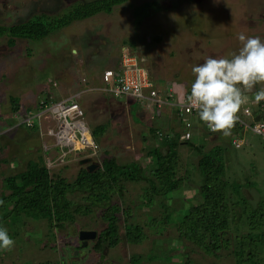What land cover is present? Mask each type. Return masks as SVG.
<instances>
[{
	"label": "rangeland",
	"instance_id": "rangeland-1",
	"mask_svg": "<svg viewBox=\"0 0 264 264\" xmlns=\"http://www.w3.org/2000/svg\"><path fill=\"white\" fill-rule=\"evenodd\" d=\"M76 1L87 0H0V25L20 22L40 12L62 13L66 6ZM144 1L150 0H129L115 5L109 13L99 12L74 21L39 41L16 39L13 46H8L6 36H1L0 128L8 127L14 121V110L7 101L8 97L6 98V91L10 89L9 79L14 86L13 94L15 97L21 95V100L29 97L35 105L40 88L47 90L46 95L51 99H57L67 92L60 90L65 88L66 82L68 88H76L77 92L91 87L93 81H99L102 70L114 65L117 58L119 61L121 47L127 45L125 48L135 54L137 59L140 57L142 65L151 68L153 78L157 79L161 75L171 81H191L195 79L192 67L199 65L205 58L218 54L221 45L224 47L222 43H228L226 40L229 35L254 32L259 28L264 31V0H156L158 6L154 13L139 19L138 23L132 12ZM194 23L196 28H191ZM202 35L211 41L208 44L203 41L204 45L201 46L196 40ZM132 41L135 44L132 45ZM216 42L220 44L217 49ZM227 55V49L222 48L221 54L216 58ZM51 82L55 86L52 87ZM28 86H32L31 90ZM255 93V88L245 92L247 103L242 106H250ZM40 96H44V93ZM16 100L18 103L21 101ZM77 101L90 128L98 124L104 125L102 131L95 130L98 141L95 143V153L91 154V162L96 160L98 163L103 157L112 156L118 163L138 162L144 167L149 166V158L145 152L154 145L152 138L144 133L145 128L140 124L141 119L146 123L147 117L149 120L154 119L144 113L140 119V114L137 113L140 105L135 100L122 98L123 103L114 102L99 91L88 90ZM143 135L145 139L142 138ZM19 137L16 133L2 136L3 145L10 147L9 158L6 155L2 160L16 162L15 168L9 166L7 170L15 171L18 163L25 159L29 162L36 161L33 149L35 141L28 143V139L24 141ZM239 139H242L243 144L235 148L230 143V138H217L224 165L222 178L228 183V190L233 193L234 199L244 195L249 208H256L259 203L264 206V202H259L264 200L263 145L256 135L248 131L243 132ZM190 140L196 145L199 137L193 133ZM206 143L207 147L211 144L208 141ZM177 151L178 155L180 153L177 171L181 175L186 174L177 189L155 196L154 201H151L144 194L146 183L128 182L125 183V191L121 196L111 197L112 201L120 203L121 208L128 207L126 222L147 225L143 226L145 237L140 243L126 242L123 229H120L121 240L116 245L109 247L104 244L99 255L94 253L93 240L104 225L101 210L105 204L100 203L92 205L86 212L88 214L81 215L80 211L72 223L52 230L48 229L45 219L22 218L23 222L21 219H8L7 224L2 227L7 229L15 244L11 251L0 250V264H40L45 261L52 264H236L229 248L220 250V256L211 257L198 248L191 249L192 245L177 238L175 222L188 205L199 201L197 186L201 181L195 163L197 151L185 144L179 145ZM78 160H70L53 173L66 180L73 179L77 170L86 166L79 164ZM1 171L0 175L7 174ZM1 186L0 183V190ZM143 196L148 199L143 201ZM69 197L75 204L84 202L78 196ZM161 207L164 212L160 210ZM249 214L246 211L245 215L244 211L230 223L233 227L241 223L244 226ZM122 224L119 223L120 226ZM261 226L262 224L252 233L264 232V227ZM89 228L95 230V237L82 246L77 238L78 231ZM245 248L255 257L250 256L251 260L246 259L244 264H252V261L264 264L263 238L250 241Z\"/></svg>",
	"mask_w": 264,
	"mask_h": 264
},
{
	"label": "trees",
	"instance_id": "trees-1",
	"mask_svg": "<svg viewBox=\"0 0 264 264\" xmlns=\"http://www.w3.org/2000/svg\"><path fill=\"white\" fill-rule=\"evenodd\" d=\"M127 1L129 0L76 1L66 6L62 13L40 12L20 22L0 25V37L6 36L8 46H13L16 39L39 41L74 21L94 16L99 12L109 13L113 6ZM157 6L156 0H150L135 7L132 12L135 21L139 23V19L151 16ZM130 43L134 44L133 41ZM11 102L12 109L16 111L17 100L12 99ZM235 127L240 128L236 124ZM103 128V124L90 128L95 143L98 141L95 130L102 131ZM147 133L154 145L145 152L149 158V166H145L147 169L138 162L118 163L112 156H105L98 161L97 168L89 172L85 166L80 167L73 179L66 180L58 174H50L42 165L40 155L39 161L27 162L22 170L2 177L0 227L7 224L10 218H16L19 221L22 218H29L45 219L49 230L61 228L66 223H72L80 211L81 215H86L92 205L104 203L105 207L101 210L104 225L98 230L93 240L94 253L99 255L104 244L109 247L116 245L121 240L120 229H123L126 242L140 243L145 237L143 226L147 225L126 222V217L129 215L128 207L121 208L120 203L112 201L111 197L121 196L125 191V183L128 182L146 183L144 194L149 196L151 201L155 196L177 189L186 177L185 173L181 175L177 171L179 158L177 147L185 144L195 149L198 154L195 163L201 176L200 184L197 186L200 199L188 205L175 222L174 231L177 238L180 241L185 240L187 245H192L191 249L198 248L207 256H220L218 254L220 250L229 248L230 255L236 264H244L248 258L251 260L250 256L254 254L246 251L245 245L250 241L264 239V232L252 233L259 228V225L262 224L261 227H264V206L259 203L256 208H249L244 195L238 199L233 198V193L228 190V183L222 178L224 165L221 147L213 145L204 150V145H195L190 140L191 137L180 138L182 129L162 134L158 129L154 131L150 127ZM241 134L240 136H243V133ZM142 138L145 139V135ZM230 143L234 146L232 139ZM242 144L234 147L238 148ZM69 195L78 196L84 202L75 204ZM144 199L148 197L143 196V201ZM259 202L263 203L264 200L261 199ZM239 204L242 206L240 207ZM244 211L245 215L246 211L247 214L250 213L246 216L244 226L241 223L233 227L230 221L237 218V215H242ZM120 222L123 223L122 226L119 225ZM40 264L52 263L45 261ZM252 264L258 263L252 261Z\"/></svg>",
	"mask_w": 264,
	"mask_h": 264
},
{
	"label": "built area",
	"instance_id": "built-area-1",
	"mask_svg": "<svg viewBox=\"0 0 264 264\" xmlns=\"http://www.w3.org/2000/svg\"><path fill=\"white\" fill-rule=\"evenodd\" d=\"M124 45L115 68L102 70L101 84L91 90H97L107 95L111 100L131 98L140 106L148 110L149 117L162 120L164 108H170L182 125V139L191 136L193 122H197L198 114L189 109L184 103L185 92L177 100V94L172 87L158 89L150 79L149 72L144 68L135 54L130 53ZM51 86H55L51 82ZM89 89H82L71 95L51 99L42 91L35 106L31 109H21L16 112L17 124L25 128L35 129L43 137L41 142L42 165L48 172H53L65 166L70 160L91 157L95 153L96 145L91 130L85 119L84 112L77 99ZM44 93V96H40ZM258 110L264 111V104H258ZM236 125L242 132L248 131L256 135L264 149V120L255 119L250 106H241ZM204 129L211 132L202 123ZM49 140H48V139ZM234 146H239L241 140L233 139Z\"/></svg>",
	"mask_w": 264,
	"mask_h": 264
},
{
	"label": "clouds",
	"instance_id": "clouds-1",
	"mask_svg": "<svg viewBox=\"0 0 264 264\" xmlns=\"http://www.w3.org/2000/svg\"><path fill=\"white\" fill-rule=\"evenodd\" d=\"M237 38L241 47L230 58L209 56L192 67L195 79L183 100L211 132L225 137L231 135L241 106L247 103L244 93L264 84V41L243 33ZM254 100L257 104L264 100V88L255 93ZM14 244L7 229L0 227V250L11 251Z\"/></svg>",
	"mask_w": 264,
	"mask_h": 264
},
{
	"label": "crops",
	"instance_id": "crops-1",
	"mask_svg": "<svg viewBox=\"0 0 264 264\" xmlns=\"http://www.w3.org/2000/svg\"><path fill=\"white\" fill-rule=\"evenodd\" d=\"M201 20V19H200ZM201 22H202V20H201ZM207 23V22H206ZM208 25H210L209 23H207ZM192 26H190L191 28H196V24L194 23V24H191ZM259 24H257V26H258ZM211 26V25H210ZM213 26L215 27H217V25L216 24H213ZM190 28V29H191ZM209 28V27H208ZM260 29H262V28H259V30H256V31H247V32H245L244 34H245V36L246 37H255V36H259L260 38H261V40L262 41H264V36L262 35V34H264V31H261ZM238 32L237 33H235L234 35L233 34H231V35H229L228 36V39L226 40V41H228V43L227 42H223L222 43V40H221V43L222 44H224V47H222V45H221V49L222 48H225V49H227V56L226 57H228V58H230V56H231V54L232 53H234V52H238V50H239V48L241 47V43H240V41L238 40V38H237V36H238ZM262 35V36H261ZM231 36V37H230ZM206 37H204V35H202V36H198V40H196V41H198L199 43H200V45L202 46V45H204V44H202V42L203 43H205L206 44V42H207V44H208V42H210L211 41V39H208V38H206ZM217 39V38H216ZM215 39V40H216ZM215 40H214V42H215ZM217 42H219V41H217ZM216 42V43H217ZM135 44V43H134ZM218 44V43H217ZM219 45L220 44H218L216 47H215V49H217L218 47H219ZM135 46H137V45H135ZM134 47V46H133ZM122 48V47H121ZM136 49H138V46L136 47ZM221 49L219 50V52H218V54H214L213 55V58H216V57H218L220 54H221ZM215 52V51H214ZM217 52V51H216ZM140 58V57H139ZM139 58H138V61H139V64H141L142 65V63H141V59L139 60ZM202 59V58H201ZM203 61H200V63H202ZM117 63H118V58L116 59V61H115V63H114V65H108V66H111L110 68H115L116 66H117ZM144 68H146L147 70H148V72H149V75H150V79L152 80V82H153V84L158 88V89H164L165 87H168V86H170V87H172V89H174V91H175V93L177 94V100L181 97V95L183 94V93H185V92H188V90L190 89V87H191V84L194 82V80H185V81H181V80H179L178 82H176V81H171L170 79H166L165 78V76H158L157 77V79H155V78H153L152 77V70H151V68H149V67H147V66H144V65H142ZM100 76H101V74H99V81L97 80V82H95V81H93V83H92V85H91V87H88L87 89H89V88H95V87H98V86H100V84H101V81H100ZM175 76H177V75H174V77ZM13 80V79H12ZM8 81V80H7ZM9 84H10V89L9 90H7L6 91V98L8 97V99H7V101H8V103H9V105L12 107V102H11V100L12 99H15L16 100V98L17 99H20L21 100V95L19 96H17V97H15V95L13 94V89H14V86H13V84H12V82H11V80L9 79V82H8ZM36 84V83H35ZM64 86H65V88H63V89H61L60 88V90H61V92H64V91H67V92H65L64 94H68V95H71V94H73L74 92H75V90H76V88H73V89H70V87L68 88V83L66 82V83H64ZM27 87V86H26ZM29 88V90H31V87L32 86H28ZM255 90H256V92L257 91H259L261 88H264V84H257L255 87ZM26 89V88H25ZM69 89L70 90H72V91H69ZM91 89H89V90H91ZM40 91H38V94H40V93H42L41 91H44V89H39ZM82 90V89H81ZM1 91H3V87H2V90ZM97 91V90H96ZM73 92V93H72ZM63 94V96H68V95H64ZM111 100V99H110ZM116 102H122L121 100H119V101H116ZM251 102L252 103H250V108H251V112L253 113V117L255 118V119H257V118H260V119H262V120H264V111L263 112H261V111H259L258 110V104L257 103H255V100H251ZM123 103V102H122ZM260 103H262V104H264V100H262ZM259 103V104H260ZM35 105H34V102L32 101V99L31 98H29V97H27V99H24V100H21L19 103L17 102V109H16V111H14V115H13V123L10 125V126H8V127H4V128H0V172H2L1 170H3L5 173H7V174H5V175H0V183H1V179H2V177H4V176H7V175H10V174H13V173H15V172H18V171H20V170H22L24 167H25V165H26V163L27 162H29V161H27L26 159L23 161V162H19L18 163V165L16 166V169H15V171H11V169H9V170H7V168L10 166V168H15L14 167V164L16 163H13L11 160H8V162H7V160H2L3 159V157H5L6 155L8 156V158H9V154H10V147L8 146V145H6V144H4L3 145V142H2V136L4 135V136H6V135H10V136H12L13 135V133H16V135L17 134H19V138L20 139H22V140H26V139H28V143H30V142H32L33 140L35 141V145H34V147H33V149H34V151H35V154H34V157H35V160L36 161H39L40 160V155H41V142H42V140H43V137H41L38 133H37V131L36 130H27V129H25V128H22L23 126L22 125H19V124H17V119H19L17 116H16V112L18 111V110H21V109H31V108H33ZM137 113H139L140 114V119H141V116L143 115V113L144 114H146V116H147V114H149V112L145 109V108H143L142 106H140L139 107V110L137 111ZM163 118H162V120H149V118L147 117V120H148V123H146V122H144V120L143 119H141V124H140V126L141 127H144L145 128V132L144 133H147V131H148V128H150V127H152L153 129H154V131L156 130V129H158V131L159 132H161L162 134H166V133H169V131H173V130H177V131H181V129H182V125H181V122H180V120L176 117V115H175V112L172 110V109H170V108H164V110H163ZM130 119H131V117H130ZM146 120V119H145ZM197 120V122H193V125H192V127H191V130H190V132H191V136L190 137H192V134L193 133H196L197 135H198V137H199V142H198V144H203L204 146H205V148L206 149H208L209 147H211V146H213V145H217L218 144V140H217V138H218V136L220 137V138H230V139H239V136L240 135H242L241 133H243L241 130H240V128H236L235 126H234V128L232 129V133H231V135L230 136H227V137H225V136H223L221 133H219V132H217V133H209V132H207L205 129H204V126H202V122L199 120V117H198V119H196ZM3 122H5V121H3ZM148 134V133H147ZM180 138H181V134H180ZM206 138H207V141L209 142V143H211L208 147L206 146V144H208V143H206L207 141H206ZM209 139V140H208ZM152 140V139H151ZM217 140V141H216ZM239 140H241V144L243 143V141H242V139H239ZM152 143V142H151ZM181 145V144H180ZM28 148V147H27ZM178 148V147H177ZM27 150H30V149H27ZM182 151V150H181ZM177 153H178V151H177ZM179 155H180V153H179ZM32 158V157H31ZM197 159V158H196ZM196 162V161H195ZM12 166V167H11ZM178 166V165H177ZM14 170V169H13ZM8 171H9V173H8ZM11 172V173H10ZM153 198H155V197H153ZM153 201H154V199H153ZM160 210H162L163 212H164V209H162V207H161V209ZM132 223V222H131ZM89 229H91V228H89Z\"/></svg>",
	"mask_w": 264,
	"mask_h": 264
},
{
	"label": "water",
	"instance_id": "water-1",
	"mask_svg": "<svg viewBox=\"0 0 264 264\" xmlns=\"http://www.w3.org/2000/svg\"><path fill=\"white\" fill-rule=\"evenodd\" d=\"M79 164H86V169L90 172L92 169L98 167L97 162H91L90 157L81 158L78 160ZM95 237V230L92 229H81L78 231L77 238L81 242V245H86L88 240H91Z\"/></svg>",
	"mask_w": 264,
	"mask_h": 264
}]
</instances>
